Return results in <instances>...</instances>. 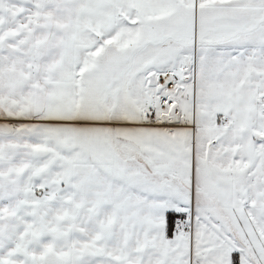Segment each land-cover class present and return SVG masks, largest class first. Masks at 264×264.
<instances>
[{
	"label": "snow or ice",
	"instance_id": "6c2138e0",
	"mask_svg": "<svg viewBox=\"0 0 264 264\" xmlns=\"http://www.w3.org/2000/svg\"><path fill=\"white\" fill-rule=\"evenodd\" d=\"M0 264H264V0H0Z\"/></svg>",
	"mask_w": 264,
	"mask_h": 264
}]
</instances>
